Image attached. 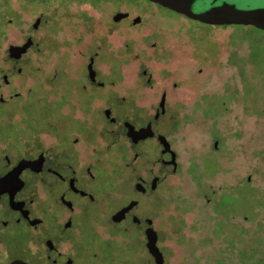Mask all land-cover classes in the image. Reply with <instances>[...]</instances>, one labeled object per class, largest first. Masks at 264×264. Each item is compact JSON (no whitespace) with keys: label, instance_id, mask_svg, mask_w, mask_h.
Returning <instances> with one entry per match:
<instances>
[{"label":"rangeland","instance_id":"374dc122","mask_svg":"<svg viewBox=\"0 0 264 264\" xmlns=\"http://www.w3.org/2000/svg\"><path fill=\"white\" fill-rule=\"evenodd\" d=\"M186 1L194 17L224 7L264 10V0ZM34 2L16 1L14 37L10 32L8 41L6 37L0 44L1 62L3 46L24 41L27 27L34 33L37 46L21 63L24 71L15 77L21 85L17 91H30L36 105L46 101V108L34 110H62L63 116L83 121L75 96L82 91L76 82L87 77L86 66L95 57L99 79L109 84L94 93L92 112L99 125L105 103L112 98L148 106L168 90L175 115L170 139L180 167L165 180L158 200H145L139 212L154 219L160 244L174 264H264V30L205 25L147 0H91L94 9L83 2L49 0V24L37 32L32 29L37 17L33 9L20 10L22 4L33 8ZM118 10L130 13L125 28L112 20ZM89 13L93 29L79 39L81 17ZM137 16L142 21L133 25ZM62 25L65 42L58 29ZM144 69L153 74L152 89L146 86ZM17 109L5 122L23 130ZM128 113L138 119L136 111ZM19 133L15 142L20 145L36 146V141L49 149L57 146L48 132L30 138ZM115 148H126L121 138L108 155H115ZM143 151L147 157L123 169L125 184L133 182L136 173L145 176L147 169L157 172L162 167L154 164L160 149ZM120 245L124 248L126 242ZM130 254L140 256L133 257L137 263H147L141 246Z\"/></svg>","mask_w":264,"mask_h":264},{"label":"flooded vegetation","instance_id":"af4514ba","mask_svg":"<svg viewBox=\"0 0 264 264\" xmlns=\"http://www.w3.org/2000/svg\"><path fill=\"white\" fill-rule=\"evenodd\" d=\"M16 1L0 0V44H5L6 37L8 41L10 32L14 37ZM34 1L33 8L22 4L20 10L26 13L33 9L37 17L32 29L38 32L49 24V0ZM58 1L63 4L83 2L95 8L91 0ZM121 12L118 10L112 15L114 25L119 29L122 26L125 28L123 23L130 19V13L127 12L128 17L115 21V15ZM38 19L40 23L35 27ZM91 20L92 13L81 17L79 26L83 34L76 35L79 39L91 33ZM108 24L111 27V23ZM58 29L63 33V40V25ZM26 30L27 38L24 41L3 46L0 62V264H127L128 259L133 264H139L135 260L140 256L130 254L136 246L142 247V254L147 258L145 264H159L148 248L149 229L157 234V246L163 255L162 264H174L160 244L162 239L154 219L145 216V212H139L145 200L153 203L158 200L161 186L180 167L178 153L170 139L169 127L175 115H171L168 90H163L160 100L148 106L135 99L112 98V101L105 103L99 125H96L92 112L94 93L106 89L109 84L99 79L95 57H90L86 66L87 77L76 82L77 88L82 91L75 96L78 97L83 121L74 120L70 115L63 116L62 110H34V107L46 108V101L44 105H36L32 99L34 95L30 91H17L16 88L20 89L21 85L15 83V77L24 71L21 63L37 46L33 39L34 33L30 32L29 27ZM30 38L33 45L27 52L20 58L13 57L10 48L22 46ZM92 59L95 79L90 78L88 70ZM142 75L147 88L152 89L153 74L144 69ZM164 95L163 109L161 101ZM62 97L64 101L70 100L67 96ZM17 106L21 112L23 130L6 123V119L13 117ZM107 110L110 111L109 116L106 115ZM128 111H136L138 119L129 117ZM126 124L132 125L136 131L147 129L149 136L133 142L128 136L129 127ZM40 132L55 136V149L45 148L36 141V146L15 142L18 133L30 138V135ZM73 133L76 135L73 136ZM161 136L169 145L166 153H163ZM118 138L122 139L126 148H115L116 156L108 155V151L116 146ZM218 144V141L214 142L215 149ZM142 149H160L154 164L162 167L157 172L153 168L147 169L145 176L135 172L134 181L125 184L127 179L123 172L147 157ZM173 152L175 163L172 162ZM112 164L115 165L113 170L111 167L108 170V165ZM131 204L134 206L120 216L121 220H117L118 213ZM124 242L126 246L123 248L120 244Z\"/></svg>","mask_w":264,"mask_h":264},{"label":"water","instance_id":"95a60500","mask_svg":"<svg viewBox=\"0 0 264 264\" xmlns=\"http://www.w3.org/2000/svg\"><path fill=\"white\" fill-rule=\"evenodd\" d=\"M150 2L159 4L160 6L167 8L169 10L174 11L175 13L182 14L188 18L194 19L199 21L202 24L209 25V26H225V25H242V26H252L255 28H260L264 30V10H257L253 12H243L240 10H234L228 7L218 8L209 11L206 14L200 15L198 17H194L188 8V3L186 0H149ZM129 16L127 12H121L115 15L114 20L120 21ZM141 17H136L133 20V24H140ZM40 23V19L37 20L35 27H38ZM33 45V40L30 38L27 42L22 46H12L10 48V53L15 58H20L22 54L27 52V50ZM89 76L91 79H95L96 73L93 69V59L88 66ZM165 104V95L161 101V108L164 109ZM110 111H106V115L109 116ZM129 127L128 136L132 138L133 142H138L140 139L146 138L148 135V130H139L136 131L135 128L130 125L126 124ZM152 135V134H150ZM160 141L164 144L163 153L169 151V145L163 136L160 137ZM173 163H175V153L173 152ZM134 204L129 205L123 211L118 213L116 216L118 219L121 220L120 216L125 215ZM148 234V248L150 252L155 256L156 261L159 264L163 263V255L157 246V234L152 229L147 231Z\"/></svg>","mask_w":264,"mask_h":264}]
</instances>
